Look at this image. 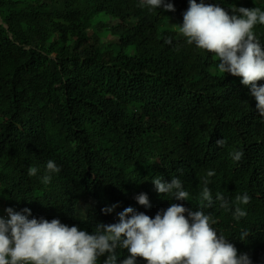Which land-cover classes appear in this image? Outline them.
Wrapping results in <instances>:
<instances>
[{
    "label": "trees",
    "instance_id": "trees-1",
    "mask_svg": "<svg viewBox=\"0 0 264 264\" xmlns=\"http://www.w3.org/2000/svg\"><path fill=\"white\" fill-rule=\"evenodd\" d=\"M170 2L182 24L188 0ZM205 2L264 10V0ZM165 12L140 0H0V212L29 208L92 233L127 207L154 217L181 203L264 264V118L241 78L221 73ZM253 31L264 44V25ZM48 160L61 171L46 184ZM154 177L179 178L188 200L158 193ZM245 192L247 205L236 199ZM236 207L247 215L234 219Z\"/></svg>",
    "mask_w": 264,
    "mask_h": 264
},
{
    "label": "clouds",
    "instance_id": "clouds-1",
    "mask_svg": "<svg viewBox=\"0 0 264 264\" xmlns=\"http://www.w3.org/2000/svg\"><path fill=\"white\" fill-rule=\"evenodd\" d=\"M141 6L163 11H175L170 0H140ZM264 25V10L255 8H232L231 13L218 3L205 0H188L183 12L180 34L188 44L214 53L219 60L218 70L241 78L250 89L249 95L256 101V110L264 118V44L256 37L253 28ZM223 147L224 139L216 141ZM242 151L231 153L234 161H240ZM61 168L53 160L46 162L44 183L51 182V174ZM36 167H30L29 176H35ZM211 174V173H210ZM152 183L160 194H171L176 201L188 200L179 178L165 181L154 177ZM202 198L212 201L210 190L203 189ZM221 206L227 202L222 196ZM134 199L139 205L150 207L146 193ZM236 199L247 205L251 197L247 192ZM118 205L103 208L104 214L114 212ZM0 212V264H138V258L146 264H253L248 253L239 252L234 243L212 227L215 221L202 210L186 208L181 203H171L166 209L150 217L133 207L117 213L114 223H99L89 233L77 225L69 226L58 218L50 221L32 216L31 209L16 211L12 207ZM247 215L236 207L233 217L239 220ZM248 237L243 231L240 239ZM127 250L128 255L118 259L116 249Z\"/></svg>",
    "mask_w": 264,
    "mask_h": 264
},
{
    "label": "rangeland",
    "instance_id": "rangeland-1",
    "mask_svg": "<svg viewBox=\"0 0 264 264\" xmlns=\"http://www.w3.org/2000/svg\"><path fill=\"white\" fill-rule=\"evenodd\" d=\"M165 15H166V21H168L170 24H177V25H180V23H177L176 21H174L172 18H175L174 15L171 13V11H166L165 12ZM109 23H116V20H113V19H108ZM178 31H179V28H178Z\"/></svg>",
    "mask_w": 264,
    "mask_h": 264
}]
</instances>
